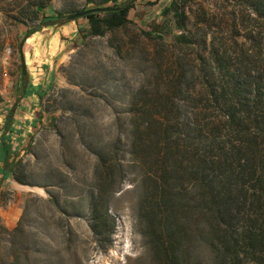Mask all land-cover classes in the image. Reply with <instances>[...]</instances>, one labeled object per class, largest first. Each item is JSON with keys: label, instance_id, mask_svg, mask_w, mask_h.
<instances>
[{"label": "trees", "instance_id": "16d2710c", "mask_svg": "<svg viewBox=\"0 0 264 264\" xmlns=\"http://www.w3.org/2000/svg\"><path fill=\"white\" fill-rule=\"evenodd\" d=\"M8 1L0 0L4 14L14 11ZM51 1L24 0L21 6L44 9ZM188 1L172 0L164 9L180 31L173 44L140 30L156 45L152 54L146 51L150 65L132 94L128 124L118 116L116 138L89 147L96 157L89 227L97 245L108 249L116 226L110 200L134 172L147 264H264V0H247L242 11L258 23L259 35L236 24L233 37L222 24L236 22L237 11H224L211 37L209 22L217 17L203 9L198 23L194 12L189 28ZM137 2L101 1L113 3L115 11L83 18L89 26L82 37L102 38L134 26L129 13ZM33 13L38 17L39 11ZM63 17L47 16L41 26ZM36 32L29 31L27 39ZM33 94L42 97L37 88L25 97ZM18 106L4 113L0 186L11 177L35 186L18 175L22 162L11 140Z\"/></svg>", "mask_w": 264, "mask_h": 264}, {"label": "rangeland", "instance_id": "374dc122", "mask_svg": "<svg viewBox=\"0 0 264 264\" xmlns=\"http://www.w3.org/2000/svg\"><path fill=\"white\" fill-rule=\"evenodd\" d=\"M23 1H8L14 9L11 14H4V5L0 4V141L4 113L17 104L20 107L14 126L25 114L31 118L22 119L28 121L25 130L14 127L11 134L16 160L22 162L18 175L35 186L21 185L13 177L0 186V264H147L146 245L136 217L134 172L126 177L121 193L110 200L116 217L112 244L101 249L95 241L89 227V195L94 187L96 157L89 147L91 143L95 148L116 138L118 116L128 124L132 94L143 79L142 69L150 65L147 52L152 54L156 45V41L141 36L140 30L150 31L168 44H173L175 35L180 34L173 14L163 13L172 0H138L129 13L135 25L102 38L82 37L81 30L87 32L89 24L78 19V38L69 45L71 49L54 60L53 78L49 86L44 84L48 88L41 89L42 97L37 96L36 106L27 102L29 96L25 97L36 88L34 80L28 72L22 75L20 48L24 44L25 54L27 33L37 31L32 38L45 28H58L69 15L112 7L113 3L52 0L44 9H37L22 7ZM246 1L189 0L185 10L190 17L188 27L194 23V12L199 15V23L205 9L217 17L209 22L212 37L220 28L223 12L237 11L236 22L230 21L229 28L222 24L229 30L227 33L233 32L237 24L239 29L248 27L258 36L260 27L253 16L247 19L242 14ZM35 11H39L38 17ZM58 12L64 17L57 24L41 26L45 17ZM138 63L142 68L137 67Z\"/></svg>", "mask_w": 264, "mask_h": 264}, {"label": "crops", "instance_id": "0c3cea01", "mask_svg": "<svg viewBox=\"0 0 264 264\" xmlns=\"http://www.w3.org/2000/svg\"><path fill=\"white\" fill-rule=\"evenodd\" d=\"M78 22V21H77ZM74 21L56 29H46L42 33L29 38L25 50V60L27 65V72L30 79L34 80L33 86L37 89H47L54 74V60L63 56L67 49H71V45L77 38L79 33V24ZM88 28V27H87ZM45 84V86H44ZM37 95L33 94L27 98V102L32 106H36ZM24 101L21 103L23 104ZM20 107V106H19ZM25 110V106H21ZM31 112V110L29 111ZM24 116V115H23ZM31 118L25 114L20 117L18 125L14 126L16 129L27 128V122L22 119Z\"/></svg>", "mask_w": 264, "mask_h": 264}, {"label": "water", "instance_id": "95a60500", "mask_svg": "<svg viewBox=\"0 0 264 264\" xmlns=\"http://www.w3.org/2000/svg\"><path fill=\"white\" fill-rule=\"evenodd\" d=\"M112 11H115V9L111 7H102V8H93V9L85 10L79 13H75V14L69 15L65 21H63L60 25H58V28L66 24L72 23L78 19L85 18L91 14L106 13V12H112ZM23 47H24V44H22L20 48V57H21V62H22V75L26 76L27 75V65H26Z\"/></svg>", "mask_w": 264, "mask_h": 264}]
</instances>
